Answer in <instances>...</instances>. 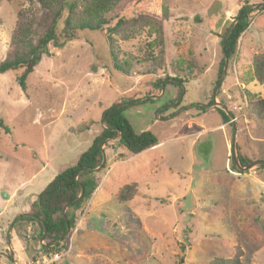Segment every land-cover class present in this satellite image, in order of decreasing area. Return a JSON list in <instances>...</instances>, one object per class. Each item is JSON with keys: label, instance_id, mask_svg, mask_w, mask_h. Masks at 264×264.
<instances>
[{"label": "rangeland", "instance_id": "rangeland-1", "mask_svg": "<svg viewBox=\"0 0 264 264\" xmlns=\"http://www.w3.org/2000/svg\"><path fill=\"white\" fill-rule=\"evenodd\" d=\"M246 2L165 0L167 74L185 82L170 80L161 92L153 83L167 75L154 72L151 63H134L128 77L113 69L102 31L83 33L62 50L48 45L28 78V98L18 85L21 72L0 74V121L8 130L0 125V264H211L231 258L236 246L245 264H264V169L233 171L234 128H216L223 125L217 108L205 114L197 109L213 101L222 35ZM23 9L38 12V31L48 27L38 5L0 0V63L11 53ZM146 31L119 43L121 61L144 58L147 43L156 39ZM259 53L264 54V11L256 10L218 94L237 119L238 154L253 162L264 161V124L244 92L264 98V86L246 81ZM136 98L142 100L124 114L135 132H151L159 144L133 156L118 140L107 143L99 188L77 213L67 253L55 261V255L42 254L37 225L10 238L16 219L28 215L31 202L91 146L104 128V112ZM132 183L137 196L120 204L119 190Z\"/></svg>", "mask_w": 264, "mask_h": 264}, {"label": "trees", "instance_id": "trees-1", "mask_svg": "<svg viewBox=\"0 0 264 264\" xmlns=\"http://www.w3.org/2000/svg\"><path fill=\"white\" fill-rule=\"evenodd\" d=\"M13 2L14 0H6ZM36 4L46 14L45 23L48 27L45 31H38L35 26L39 20V14L32 9H23L18 12L16 27L11 39V53L7 59L0 63V74L9 71L21 72L18 85L28 98V78L34 72L42 56L47 53L48 45L62 50L73 41L79 40L86 32H106V40L113 69L125 77L132 74L134 63H151L153 71L164 70V78H158L153 84L162 91V86L170 80L174 85H183L185 81L170 77L167 74L165 61V43L163 41V23L170 18V9L165 0H29ZM251 0H247L245 6L240 10L236 20L240 21L225 43V53L220 64L219 78L225 65V55L232 64L237 60L239 53V42L252 24V14L256 10H246L252 6ZM264 2V0H263ZM128 8H131L128 11ZM243 13L241 14V12ZM264 11V10H259ZM129 12V14H126ZM235 20V22H236ZM234 22V23H235ZM232 24V26L234 25ZM231 26V27H232ZM222 35V42L228 31ZM144 30L152 37V42L147 43V51L144 58L138 59L128 55L127 59L120 60L119 43L135 39ZM159 48L158 54H155ZM96 58L100 60L96 53ZM193 66V63H191ZM191 66V67H192ZM175 73H180L174 69ZM248 83H258L264 86V54H256L252 58L251 70L246 80ZM221 91L219 92V94ZM249 108L257 119L264 124V98L257 97L252 93L244 92ZM150 96H146L148 99ZM142 99L136 98L129 102L116 103L107 109L102 116L104 128L94 138L91 146L81 154L76 163L61 171L37 196L35 202L30 206L28 215H21L11 227L10 238L24 236L26 229L37 225L39 227V238L45 244L42 246V254L54 255L66 254L69 249V235L75 230L77 224V213L88 203L100 182L97 177L99 168H105V146L107 142L121 134L118 140L119 146L133 156L154 148L159 144L158 138L151 132L137 133L125 116L127 107L139 103ZM227 106L225 101H222ZM129 104L127 107H117ZM213 101L208 106H198L199 113L205 114ZM228 107V106H227ZM223 117L225 123L230 124L228 116L220 109H215ZM0 125L8 133L1 120ZM230 126H232L230 124ZM233 127V126H232ZM243 167L253 163L248 157L239 154ZM264 169V166L260 169ZM232 170L236 171L234 162ZM138 194L136 183L122 187L117 194L120 204L131 202ZM80 196H82L80 198ZM80 198L78 203H74ZM30 215V216H29ZM211 264H245L244 251L236 246L231 258H216Z\"/></svg>", "mask_w": 264, "mask_h": 264}, {"label": "water", "instance_id": "water-1", "mask_svg": "<svg viewBox=\"0 0 264 264\" xmlns=\"http://www.w3.org/2000/svg\"><path fill=\"white\" fill-rule=\"evenodd\" d=\"M245 9L246 10H264V4L263 5H261V4L252 5V6L246 7ZM242 13H243V11L241 12V14ZM239 21H240V17L236 20V22L234 23V25L231 27V29L228 31L226 37L224 38V40L222 42L223 53H225V43H226L227 39L230 37L231 33L237 27ZM228 66H229V59L225 55V65H224V69H223V72L221 74L219 83H218V85H217V87L215 89L214 95H213V105H212V107L222 110L228 116V118L230 120V124L233 126L234 133H235L234 137H233V141H232L233 162H234L236 171L238 173H245V172L251 171L253 169H256V168L264 166V161H256V162H253V163L249 164L246 167H243L241 162H240V158H239V154H238V143H237V133H238L237 119L235 118L233 113L228 109V107L226 105L221 104L220 102H218V94L220 92L221 86H222V84L224 82V79L226 77ZM163 88H164V85H163ZM127 106H129V105H122V106H119L117 108L120 109V108L127 107ZM120 138H121V134H119L118 137H116V138H114L112 140H109V141L119 140ZM104 163H105V160H104ZM100 169L101 168L97 169L96 171H99ZM81 197L82 196H80V198ZM80 198L77 201H75L74 203H78L80 201ZM18 219H16V220H18ZM9 241H10V239H9Z\"/></svg>", "mask_w": 264, "mask_h": 264}, {"label": "crops", "instance_id": "crops-1", "mask_svg": "<svg viewBox=\"0 0 264 264\" xmlns=\"http://www.w3.org/2000/svg\"><path fill=\"white\" fill-rule=\"evenodd\" d=\"M206 106H208V104L206 105ZM208 110H211L210 108H208ZM212 110H214V109H212ZM220 115V114H219ZM220 117H221V119H222V121H223V125L222 124H219L218 126L216 125V128H220L221 130H226V128H228V126L230 125V124H228V123H225L224 122V120H223V117L220 115ZM224 136H225V138L227 139V133H224ZM151 149H153V148H151ZM148 151H150V150H148ZM148 151H145V152H143L142 154H145L146 152H148ZM142 154H140V155H142ZM139 155V156H140ZM138 156V155H137ZM35 200H36V198H35ZM35 200H33L32 202H31V204L33 203V202H35ZM31 204L29 205V206H31ZM28 206V207H29ZM28 210L30 211V209L28 208ZM29 211H28V213H29ZM19 214H21V213H19ZM23 215V214H22Z\"/></svg>", "mask_w": 264, "mask_h": 264}, {"label": "built area", "instance_id": "built-area-1", "mask_svg": "<svg viewBox=\"0 0 264 264\" xmlns=\"http://www.w3.org/2000/svg\"><path fill=\"white\" fill-rule=\"evenodd\" d=\"M54 255H55V258L53 259L54 261L60 258L59 254H54Z\"/></svg>", "mask_w": 264, "mask_h": 264}]
</instances>
